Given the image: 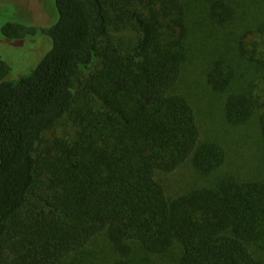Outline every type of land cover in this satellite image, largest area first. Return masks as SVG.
I'll return each mask as SVG.
<instances>
[{"label":"trees","instance_id":"obj_1","mask_svg":"<svg viewBox=\"0 0 264 264\" xmlns=\"http://www.w3.org/2000/svg\"><path fill=\"white\" fill-rule=\"evenodd\" d=\"M54 2L50 25L2 27L50 48L19 78L0 57V264H264L248 141L202 139L179 88L191 41L224 42H209L207 84L226 124L255 126L264 145V0H205L194 22L188 0ZM77 93V138L41 156ZM186 163L192 180L172 194L163 176Z\"/></svg>","mask_w":264,"mask_h":264},{"label":"rangeland","instance_id":"obj_2","mask_svg":"<svg viewBox=\"0 0 264 264\" xmlns=\"http://www.w3.org/2000/svg\"><path fill=\"white\" fill-rule=\"evenodd\" d=\"M188 6L191 10V18L194 22L200 11L201 5H205V0H188ZM54 0H0V57L6 60L14 72H22L23 76L35 68L39 61L32 66L38 56L43 55L50 48L49 39L38 37L23 45L20 40L7 39L2 34V27L8 22H23L36 26H47L55 18ZM212 30L208 26V31ZM191 41V52L194 59L189 61L182 72V82L180 91L188 95L199 113L201 138L213 139L223 142L225 138H245L241 141H248L244 147H238L240 157H244L254 168V175L264 176V145L258 140V130L255 126L248 129L243 127L232 130L227 124L223 113V101L226 96L219 95L213 91L207 84L206 62L208 55H213L215 50L210 47L209 42L219 52V46L224 42L216 43L211 40L212 36L206 38L195 37ZM202 48L201 50H199ZM207 50H211L208 52ZM45 56V55H44ZM30 67L29 69H27ZM24 73V74H23ZM83 84L78 83L77 88L83 89ZM86 94L77 93L76 101L71 108L61 117L44 135L40 142L39 153L41 156L46 154L56 140L73 141L77 138L78 127L74 118H77V112L84 107L86 103ZM235 147V145L233 144ZM194 175L191 165L186 163L176 172L164 175V180L171 186V193L176 194L178 190L187 186ZM166 264V263H165ZM167 264H174L173 258Z\"/></svg>","mask_w":264,"mask_h":264}]
</instances>
